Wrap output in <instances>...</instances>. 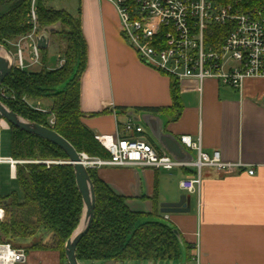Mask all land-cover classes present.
<instances>
[{
    "label": "crops",
    "instance_id": "0c3cea01",
    "mask_svg": "<svg viewBox=\"0 0 264 264\" xmlns=\"http://www.w3.org/2000/svg\"><path fill=\"white\" fill-rule=\"evenodd\" d=\"M76 2L75 17L80 8L87 44L80 101L87 128L96 136L124 137V125L133 120L157 149L174 157L156 141L149 126L135 120V116L150 113L155 116L151 118L155 128L178 143L181 136L200 137L206 153L218 150L225 161L244 166L233 174L205 170L200 196L192 195L190 214L162 215L160 206L186 194L180 182L191 171L178 169L179 175H174L143 167H103L97 169L99 177L127 198L132 211L162 215L187 245L196 248L188 252L192 261L182 264H196L197 252L199 264H264V79L247 80L241 93L214 80L206 81L202 90L195 82H179L139 60L121 37L119 17L111 3ZM51 8L68 12L64 4ZM51 46L52 38L47 51ZM46 64L49 69L55 68L48 58ZM172 81L178 85V117L175 109L154 112L173 107ZM250 169L254 175L248 173ZM30 254L31 260L36 255L40 264H60L56 252Z\"/></svg>",
    "mask_w": 264,
    "mask_h": 264
},
{
    "label": "trees",
    "instance_id": "16d2710c",
    "mask_svg": "<svg viewBox=\"0 0 264 264\" xmlns=\"http://www.w3.org/2000/svg\"><path fill=\"white\" fill-rule=\"evenodd\" d=\"M31 0H0V45L13 51L10 43L27 35L31 27L27 15ZM39 22L44 29L61 24V31L51 38H60L65 45L62 55L65 65L47 67L48 51L42 50V66L21 71L13 68L1 89L6 91L3 102L24 119L50 128L48 120L55 118L53 130L67 140L78 153L92 158L109 159V154L85 126L80 108L81 78L87 67V44L82 32L81 10L78 16L48 7L37 0ZM173 107L165 112L181 110L177 82L172 81ZM43 102L48 113H41L28 104ZM11 157L15 159H51L68 162L67 155L56 145L11 126ZM96 194V209L92 227L77 249L80 264H165L179 262L183 251L186 261L192 246L183 241L177 229L162 215L132 211L127 198L117 194L98 175L89 170ZM17 180L24 200L11 195L4 200L5 218L0 225V244H11L26 254L36 251L56 252L60 264H68L65 244L77 229L83 200L72 165L18 167ZM157 200V194L153 198ZM178 234H177V233ZM47 239V240H46ZM28 241H32L28 244Z\"/></svg>",
    "mask_w": 264,
    "mask_h": 264
},
{
    "label": "built area",
    "instance_id": "2783aa9c",
    "mask_svg": "<svg viewBox=\"0 0 264 264\" xmlns=\"http://www.w3.org/2000/svg\"><path fill=\"white\" fill-rule=\"evenodd\" d=\"M119 17L120 33L124 42L146 66L179 82L192 81L199 89L206 81L242 92L247 80L264 79V0H106ZM31 31L10 43L14 51L13 68L21 71L35 70L42 66V50L38 37L43 28L39 22L37 0H31L27 15ZM65 58L57 56L54 69L62 68ZM2 98L6 91L1 89ZM34 110L48 113L40 102L28 101ZM53 129L55 118L49 117ZM11 125L0 113L1 134ZM126 136H96V140L109 154V159L92 158L79 153L88 170L103 167H143L172 171L182 169L192 174L180 182V189L187 195L201 193L203 173L212 170L219 174H233L242 169L223 159L220 151L211 154L203 149L200 137L181 136L178 141L187 152L195 153V161L177 160L157 149L148 139L144 129L135 121L124 125ZM59 160L36 158L19 160L0 156V167L9 165L13 178L22 165L50 167L64 164ZM250 175L255 171L250 169ZM5 217L4 202L0 200V225ZM198 249V248H197ZM27 254L11 244H0V264H25ZM199 264V253L194 259Z\"/></svg>",
    "mask_w": 264,
    "mask_h": 264
},
{
    "label": "water",
    "instance_id": "95a60500",
    "mask_svg": "<svg viewBox=\"0 0 264 264\" xmlns=\"http://www.w3.org/2000/svg\"><path fill=\"white\" fill-rule=\"evenodd\" d=\"M61 31V24L45 27L42 34L38 37V46L41 50H48L51 37ZM14 58L11 51L0 45V86L13 71ZM0 113L7 122L19 130L28 134L44 139L59 147L68 157L69 165L75 171L76 183L83 200V214L77 229L65 244V257L68 264H80L77 258V249L81 240L89 233L95 216L96 194L89 170L83 165L79 153L62 136L51 128L30 122L18 114L11 111L3 102L0 101ZM150 113H143L135 116V120H141L149 126L151 133L156 141L173 153L175 159L181 161H195V157L185 151L171 135L164 134L162 129L153 125ZM157 118V117H156ZM159 119V118H158ZM147 140V138H144ZM192 209V196L183 194L175 202L162 203L160 213L162 215L190 214ZM177 233V232H176ZM178 234V233H177ZM185 256V250L183 251ZM186 261V258L184 262Z\"/></svg>",
    "mask_w": 264,
    "mask_h": 264
},
{
    "label": "rangeland",
    "instance_id": "374dc122",
    "mask_svg": "<svg viewBox=\"0 0 264 264\" xmlns=\"http://www.w3.org/2000/svg\"><path fill=\"white\" fill-rule=\"evenodd\" d=\"M45 4L49 7L60 8L64 4V7L68 10L69 13L74 16L77 14V2L76 0H45ZM64 44L62 43L60 38H52V46L48 51L47 58L49 59V63L51 66H55V62L57 61V53H60L64 49ZM14 51V50H13ZM46 105V104H45ZM12 149V133L11 130L3 131L1 134V149L0 156L9 157L11 156ZM20 160H32V159H20ZM51 160V159H50ZM26 165H22L20 167H24ZM171 174L179 175V170L174 169L171 171ZM176 187L178 185V181H175L174 184ZM18 195L20 201L24 200V193L20 187V184L17 178H13L12 171L9 165H2L0 167V199L4 200L11 195ZM5 218V217H4ZM47 240V239H46ZM32 241H28L30 244ZM38 252V251H37ZM31 254L28 253V263L27 264H40L35 259L31 260ZM38 256V255H37ZM186 256L183 253L182 258L179 262L173 263H165V264H182L185 260Z\"/></svg>",
    "mask_w": 264,
    "mask_h": 264
}]
</instances>
